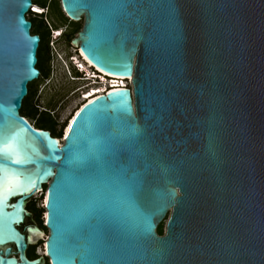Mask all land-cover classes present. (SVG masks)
Wrapping results in <instances>:
<instances>
[{"label":"water","instance_id":"water-1","mask_svg":"<svg viewBox=\"0 0 264 264\" xmlns=\"http://www.w3.org/2000/svg\"><path fill=\"white\" fill-rule=\"evenodd\" d=\"M34 1L0 0V163L22 160L7 164L21 185L0 200V262L264 264V0H59L83 18L80 54L131 78L62 143L20 113L39 77ZM43 191L30 260L40 231L21 227Z\"/></svg>","mask_w":264,"mask_h":264},{"label":"flooded vegetation","instance_id":"flooded-vegetation-1","mask_svg":"<svg viewBox=\"0 0 264 264\" xmlns=\"http://www.w3.org/2000/svg\"><path fill=\"white\" fill-rule=\"evenodd\" d=\"M52 4L53 2L48 1L46 7H39L40 10L36 13L49 31L50 71L45 76L44 71L37 67L39 77L32 83L40 80L42 83L38 84L35 94L30 92L28 85L26 97H33V113L31 115L24 113V102L20 113L34 129L47 131L62 143L63 131L84 104L97 98L98 93L106 95L110 87L131 88V85L112 86L113 78L101 75L95 67L88 65L78 47L71 43L74 39L72 36L82 28L83 18L80 21H73L65 14L53 13ZM42 207L44 208V205ZM24 228L27 226H23ZM45 261L48 262L47 259Z\"/></svg>","mask_w":264,"mask_h":264},{"label":"rangeland","instance_id":"rangeland-1","mask_svg":"<svg viewBox=\"0 0 264 264\" xmlns=\"http://www.w3.org/2000/svg\"><path fill=\"white\" fill-rule=\"evenodd\" d=\"M34 2L36 3L35 5H37L40 8L44 7L47 4V0H35ZM29 17L30 18H35L37 32L42 37L41 48H40V51H39V63L37 65V67L39 69H41L42 71H44L45 76H47L49 74V71H50V63H49V60H50V57H49V40H50V38H49V31H48L47 27L45 26V24L43 23L42 19H40L37 16L31 15V14L28 15V18ZM55 19H57V18H55ZM57 21H58V19H57ZM73 37H75V35H73L72 38ZM119 81H117L118 83H116V84H120ZM40 83H42L41 80L36 82V83L29 84L30 92L35 94V92L37 91L38 84H40ZM122 84H126V82L122 81ZM32 101H33V97L32 96L29 97V98H26L25 101H24V103H25L24 104V113L26 115H31L33 113ZM86 104H84L83 106H85ZM44 190H45V188H44ZM43 199H44V192L43 193H39L38 195L34 196V198L31 201L32 202L33 201H37V203H36L37 207L38 208H43L42 207L43 206V203H42ZM31 218L26 221L24 226H27L26 229H28L30 227H33V226H37L38 227V229L40 231V234H38L36 236L32 235V241L30 243H31V246L35 247L36 255L38 257H42L44 255L43 244H44V241L46 240V237L48 236V232L46 230H43L38 224L32 223V219ZM166 220L160 225L163 234L165 232ZM44 223L45 222L43 221V216H42V225L43 226H44ZM21 228H23V226ZM28 236H29V234H28ZM30 236H29V238H30ZM45 264H46V261H45Z\"/></svg>","mask_w":264,"mask_h":264},{"label":"trees","instance_id":"trees-1","mask_svg":"<svg viewBox=\"0 0 264 264\" xmlns=\"http://www.w3.org/2000/svg\"><path fill=\"white\" fill-rule=\"evenodd\" d=\"M48 1L53 2L52 7H51V12L58 13L60 15L61 14L64 15V13L62 12L59 0H47V2ZM35 4L36 3L33 2V5H35ZM45 7L46 6H44L43 8H45ZM37 12H39V11H37ZM29 14L36 16V14H33L31 12ZM27 19H28V21H30L32 23V31H33L32 35H39L37 32V29H36L35 18H30V17L28 18L27 17ZM41 43H42V39L40 40V45H39V48L37 51L38 63H39V51L41 48ZM36 203H37V201H33V202L30 201L26 207V210L31 214L34 223L38 224L43 230H45V227L42 225V216L44 214V208H38ZM157 233L160 236L163 235V232H162V229L160 226L157 228ZM26 255H27L28 259H30V260L38 258V256L35 253V247H33V246H29ZM46 264H49V263L46 262Z\"/></svg>","mask_w":264,"mask_h":264},{"label":"snow or ice","instance_id":"snow-or-ice-1","mask_svg":"<svg viewBox=\"0 0 264 264\" xmlns=\"http://www.w3.org/2000/svg\"><path fill=\"white\" fill-rule=\"evenodd\" d=\"M8 146L6 145L5 148ZM4 151V149H0V152ZM12 158L7 161V163H0V200L3 199V196L10 193L14 188L19 187L21 185V181L19 178V174L15 171L9 170L7 164H21L22 160L19 158L18 153H9ZM3 264V262H0Z\"/></svg>","mask_w":264,"mask_h":264},{"label":"bare ground","instance_id":"bare-ground-1","mask_svg":"<svg viewBox=\"0 0 264 264\" xmlns=\"http://www.w3.org/2000/svg\"><path fill=\"white\" fill-rule=\"evenodd\" d=\"M33 8H34V12H36V11H39L40 10V8L37 6V5H34V6H32ZM81 56H82V58L88 63V65H90V66H93L89 61H87L86 60V58L81 54ZM93 67H95V66H93ZM96 68V67H95ZM97 69V68H96ZM100 73H101V75L103 74V75H105V76H107V77H110V78H113V80L111 81L112 82V86H118V84H114V83H117V81H119L120 80V86H126V84L127 85H131V78H127V79H125V78H119V77H114V76H111V75H108V74H106V73H104V72H102V71H100L99 69H97ZM122 81L124 82H126V84H122ZM120 87H115V89H119ZM121 88H128V87H121ZM114 89V90H115ZM104 90H105V88H104ZM104 90H102V92H104ZM92 94H94V92H92ZM88 96H90V95H88ZM66 132H67V130H66ZM39 194V193H38ZM38 194H36V195H38ZM35 195V196H36ZM45 197V196H44ZM44 200V199H43ZM43 204H45V201H43L42 202ZM38 234H40L39 232H35V231H32L30 234H29V236H30V238H29V241L31 242L32 241V235H34V236H36V235H38ZM44 236V235H43ZM43 250H44V247H43Z\"/></svg>","mask_w":264,"mask_h":264},{"label":"built area","instance_id":"built-area-1","mask_svg":"<svg viewBox=\"0 0 264 264\" xmlns=\"http://www.w3.org/2000/svg\"><path fill=\"white\" fill-rule=\"evenodd\" d=\"M32 6H34V5H32ZM30 12L31 13H33V14H36L37 12H34V8L32 7L31 9H30ZM110 78V77H109ZM114 90V87H110V90L107 92V93H109V92H111V91H113ZM106 93V94H107ZM100 94H102V93H98V95H100ZM40 193H42V192H40Z\"/></svg>","mask_w":264,"mask_h":264}]
</instances>
